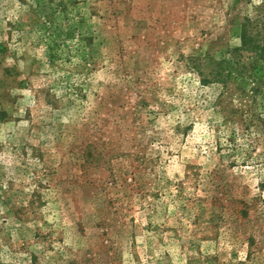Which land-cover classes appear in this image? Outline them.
Instances as JSON below:
<instances>
[{"label": "rangeland", "instance_id": "1", "mask_svg": "<svg viewBox=\"0 0 264 264\" xmlns=\"http://www.w3.org/2000/svg\"><path fill=\"white\" fill-rule=\"evenodd\" d=\"M0 264H264V0H0Z\"/></svg>", "mask_w": 264, "mask_h": 264}]
</instances>
